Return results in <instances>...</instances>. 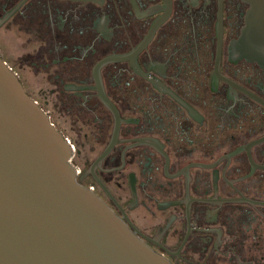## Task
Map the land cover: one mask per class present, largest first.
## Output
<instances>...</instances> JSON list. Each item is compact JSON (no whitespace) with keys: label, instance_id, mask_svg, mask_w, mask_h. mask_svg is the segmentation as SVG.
Instances as JSON below:
<instances>
[{"label":"flooded vegetation","instance_id":"flooded-vegetation-1","mask_svg":"<svg viewBox=\"0 0 264 264\" xmlns=\"http://www.w3.org/2000/svg\"><path fill=\"white\" fill-rule=\"evenodd\" d=\"M20 1L0 0V19ZM170 1L169 16L156 28L146 48L137 53L136 61L143 72H147L143 63H165L163 66L167 67L164 69V78L152 70L148 73L200 114L201 124L168 93H160L151 81L135 73L130 60L109 62L100 68V75L105 95L117 109L119 117L138 118V123H120L117 140L143 137L158 139L164 145L162 151L169 159L167 173L174 174L190 163L213 164L237 147L262 138L264 105L234 86L230 87L236 91L238 100L234 105L230 99L227 102L229 85L221 78L217 79L216 92L210 89L217 47L215 22L218 20V0H209L205 8L204 0H197L195 7L190 0L187 3L186 0ZM139 2L135 0L140 12L164 4V0ZM248 9H251V4L246 1L222 0L219 73L264 100V69L257 60L246 61L245 57L237 63L228 60L229 44L232 38L238 40L241 36V28L246 26ZM162 13L164 10L136 18L130 0H103L102 4L92 0H25L0 25V37L6 40L11 35L14 37L15 46H18L16 57L19 66L27 67L32 76L43 80V88L36 92L39 99H35L31 95L33 92L22 80L23 74L19 72L25 68H12L2 51V58L16 72L26 92L40 107L43 102L45 109L41 108L69 144L72 150L70 162L76 171L77 181L96 193L132 230L91 173H87L81 181L78 179L108 145L113 130V115L96 95L97 90H65L64 84L95 86L92 77L95 63L108 55L130 52L147 35L152 21ZM58 15L64 19L62 31L57 26V23H61ZM105 15L110 19L106 28H112L110 40L92 28L93 21ZM87 46H91L94 52L91 48L85 51ZM173 48L178 50L175 52ZM64 57L67 58L65 61ZM53 60L58 61L52 63ZM75 92H90L91 95H86L88 101L85 102ZM228 106H232V109H228L237 116L223 110H227ZM137 142L140 141L114 143L102 160L101 168L121 166V152L125 145ZM250 153L256 164L263 165L264 141L253 145ZM146 158H150V161ZM123 161L121 169L108 172L96 167V176L124 209L132 225L148 237L155 234L158 225L165 228L169 217L174 214L175 219L161 236L160 243L168 249H176L185 231V204L158 208L157 203L185 198L184 174L166 177L163 171L165 157L146 144L126 149ZM226 162L223 159L209 168L188 167L191 178L188 181L189 199L214 198V169L218 173L217 199L242 198L222 178ZM143 169L146 170L144 173ZM250 171L247 150H242L230 157L224 176L227 180H234ZM131 172L135 177L134 189L138 205L129 209L127 206L133 201L129 181ZM232 185L243 196L264 201V169L255 168L250 176L234 181ZM253 206L264 215L263 204L253 203ZM253 206L248 202H223L220 209L216 210V220L206 222V210L216 209L219 205L191 202L189 228H221L222 242L219 249L212 251L217 234L194 232L188 235L179 250L184 260L176 259L162 247L136 234L172 264H190L187 262L190 260L193 264H264V216ZM197 219H201L199 224ZM207 236L211 239L202 242L201 246L205 249L200 251L202 247L193 240Z\"/></svg>","mask_w":264,"mask_h":264},{"label":"water","instance_id":"water-1","mask_svg":"<svg viewBox=\"0 0 264 264\" xmlns=\"http://www.w3.org/2000/svg\"><path fill=\"white\" fill-rule=\"evenodd\" d=\"M24 1L25 0H21L14 8L5 12L2 19H0V25L16 11V9H19V6ZM76 1L85 2L87 0ZM92 1L100 4L103 2V0ZM130 1L135 10L136 18H142L160 10H164V13L157 16L152 21L147 35H144L143 40L132 48L130 52L108 55L95 63L92 68V77L95 80V86L64 84V89L97 90L96 95L99 96L100 100L113 115V130L108 145L102 154L80 177H78V179L81 181L87 173H91L109 199L112 200L116 208L121 212L122 218L126 219L127 223L134 231L130 229L96 193L77 181L76 171L70 162L72 150L69 144L60 131L50 122L49 116L26 92L16 72L11 69L0 53V264H172L165 256L153 250L136 233L156 246L162 247L164 251L174 255L176 259H183V257L179 255V250L183 246L188 235L191 236L194 232H212L217 234V239L212 251L214 249H219L220 243L222 242L220 241V236H222L221 228H189L191 202L219 205L216 209L206 210V217H204V221L206 222L216 220V210L220 209V205L223 202H248L252 206L253 203L264 205V201L253 200L243 196L232 185V182L250 176L255 168L264 169V164H256L250 153V148L264 141V136L246 145L237 147L236 150L221 156L213 164L190 163L174 174L167 173L169 159L162 151L164 145L161 144L158 139L143 137L117 140L120 123H138V118L121 119L117 109L105 95L100 68L112 61L130 60V65L135 73L151 81L152 85L159 90L160 93H168L175 101L185 107L188 114L200 124L202 121V116L200 114L174 92L169 90L168 87H165L156 77L148 73L149 70H152L164 78V69L167 67V65L163 66L165 63H159L157 61H152V63L149 62L147 65L143 63L147 70V72H143L140 70L136 61L137 53L144 47L146 48V44L153 37L156 28L169 16L171 1L164 0L162 6L154 5L147 8L146 11L141 12L135 0ZM243 1L250 3L251 9L247 10V15L245 16L246 26L241 28V36L238 40L232 38L229 44L228 60L237 63L242 57H245L246 61H253L256 59L260 67L264 69V1ZM187 2L188 0H186V3ZM190 2L193 7L198 4L197 0H190ZM207 4H209V0H204L203 7L205 8ZM102 13L104 14V12ZM128 13L131 12L129 11ZM58 17L61 19V23H57V26H59L61 30L64 19H62L61 15H58ZM23 18H25V16H23ZM217 18L218 20L215 22L217 47L210 89L216 92L217 79L221 78L229 85L226 92L227 102L228 99H230L233 101L234 105L238 100L236 91L230 87L234 86L264 105L263 99L219 73V58L222 42V0H218ZM109 20L107 15H105V17L101 16L100 18L97 17L96 21H93L94 27H92L96 28V31L100 32V35L108 40H110L112 36V28H106ZM114 27L119 26L115 25ZM77 47L79 48L80 46ZM88 48L92 49L91 46H87L85 51H87ZM173 49L175 52L178 50L176 48ZM92 50L94 52V49ZM65 59L67 58L64 57L63 61H65ZM71 59L72 58H70V60ZM56 61L58 60H53L52 63H56ZM32 64L35 65V63ZM74 94L83 97L85 102L88 101L85 99L86 95H91L90 92H75ZM232 106H228L227 110H223L230 114H234L228 109H232ZM234 115L237 116V114ZM95 120L96 118L94 121ZM124 141L140 142L125 145V148L121 152V166L111 167V169H102L101 162L109 153L113 144ZM142 144L150 145L165 157L163 171L166 177L171 178L179 176L181 173L184 174L185 198L182 200L157 203L158 208H166L171 204H185V231L184 233L181 232L183 238L179 246L174 250L168 249L160 243L161 236L165 230L171 226L175 219L174 214L169 217L165 228L158 225L152 237L142 234L132 225L124 209L116 202L114 197L95 174L96 167L106 172L121 169L124 166V151L130 147ZM242 150H247L251 171L249 174L240 178L227 180L224 176V171L230 162V157ZM146 159L150 161V158ZM223 159H226L227 162L222 171V178L233 187L242 198L217 199L216 180L218 178V173L217 170L214 169V198L189 199L188 181H190L191 178L189 176L188 167L199 166L209 168L217 165ZM148 164L149 162L145 163L146 166ZM150 170L151 168H149V171ZM144 171L146 170L143 169V173ZM129 181L133 201L127 207L132 209L138 205L134 189L135 177L133 172L129 174ZM142 184L141 182L140 185ZM259 213L262 214L261 212ZM200 220L201 219H197L198 224ZM210 239L211 238L208 236L204 238L197 237L194 238L193 241L201 246L202 242H206V240ZM190 246L191 245H188V247ZM204 249L205 247H202L200 251ZM187 262L193 264L191 260Z\"/></svg>","mask_w":264,"mask_h":264},{"label":"rangeland","instance_id":"rangeland-1","mask_svg":"<svg viewBox=\"0 0 264 264\" xmlns=\"http://www.w3.org/2000/svg\"><path fill=\"white\" fill-rule=\"evenodd\" d=\"M15 43L16 42L14 40L13 35L9 36V39L7 40L0 37V53L3 54L2 51L5 52L4 58L12 68L20 67L23 70L25 67L22 68L18 64L19 59L16 57L18 55V51L16 52L18 46H15L16 45ZM19 72L23 74L22 80L25 83V85H27V88L33 92V94H31L32 97L35 99H39L36 92L39 90V88H43L41 83L43 80L32 76L27 67L23 71H19ZM41 107L44 108L43 102L41 104ZM59 123L62 126L61 121Z\"/></svg>","mask_w":264,"mask_h":264}]
</instances>
